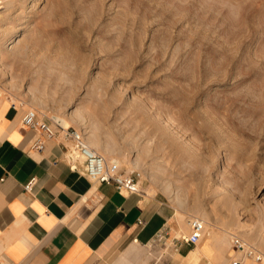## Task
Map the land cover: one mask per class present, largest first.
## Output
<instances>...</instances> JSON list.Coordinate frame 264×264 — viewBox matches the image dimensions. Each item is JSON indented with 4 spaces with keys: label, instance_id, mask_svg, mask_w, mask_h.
<instances>
[{
    "label": "rangeland",
    "instance_id": "obj_1",
    "mask_svg": "<svg viewBox=\"0 0 264 264\" xmlns=\"http://www.w3.org/2000/svg\"><path fill=\"white\" fill-rule=\"evenodd\" d=\"M0 96L264 251V0H0Z\"/></svg>",
    "mask_w": 264,
    "mask_h": 264
},
{
    "label": "crops",
    "instance_id": "obj_2",
    "mask_svg": "<svg viewBox=\"0 0 264 264\" xmlns=\"http://www.w3.org/2000/svg\"><path fill=\"white\" fill-rule=\"evenodd\" d=\"M26 110L0 96V258L22 264H231L240 258L232 236L208 233L187 243L165 202L142 190L120 192L73 168L72 140L59 137L34 149L40 134L23 126Z\"/></svg>",
    "mask_w": 264,
    "mask_h": 264
},
{
    "label": "built area",
    "instance_id": "obj_3",
    "mask_svg": "<svg viewBox=\"0 0 264 264\" xmlns=\"http://www.w3.org/2000/svg\"><path fill=\"white\" fill-rule=\"evenodd\" d=\"M22 123L25 128L35 129L40 134L39 139L33 145L34 149L43 150L47 140L59 137L70 139L73 141L75 151L67 153V158L72 160L73 168H81L82 172L95 182L114 184L120 192L141 191L142 173L138 170H127L119 161L108 160L102 153L90 146L82 130L70 125L66 126L56 120L52 122L32 107L26 110ZM73 153L77 154L71 156ZM35 183L36 178H33L25 185V189L31 190ZM189 225L190 234H183L180 239L187 243H197L206 234V222L202 218L193 217L190 219ZM232 243L235 249L241 252V256L231 264L248 260L255 264H264V251L256 245L250 244L238 236L232 237ZM0 264L22 263L0 258Z\"/></svg>",
    "mask_w": 264,
    "mask_h": 264
},
{
    "label": "bare ground",
    "instance_id": "obj_4",
    "mask_svg": "<svg viewBox=\"0 0 264 264\" xmlns=\"http://www.w3.org/2000/svg\"><path fill=\"white\" fill-rule=\"evenodd\" d=\"M12 42H15V40H12ZM59 119V118H58ZM59 122H63V120L62 119H59ZM92 146V145H91ZM93 147V146H92ZM75 151V150H74ZM77 153H73L71 156H75Z\"/></svg>",
    "mask_w": 264,
    "mask_h": 264
}]
</instances>
